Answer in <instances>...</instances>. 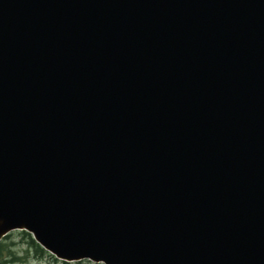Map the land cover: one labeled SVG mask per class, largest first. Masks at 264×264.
I'll return each mask as SVG.
<instances>
[{"label":"water","instance_id":"1","mask_svg":"<svg viewBox=\"0 0 264 264\" xmlns=\"http://www.w3.org/2000/svg\"><path fill=\"white\" fill-rule=\"evenodd\" d=\"M66 261L264 264V0H0V239Z\"/></svg>","mask_w":264,"mask_h":264},{"label":"rangeland","instance_id":"2","mask_svg":"<svg viewBox=\"0 0 264 264\" xmlns=\"http://www.w3.org/2000/svg\"><path fill=\"white\" fill-rule=\"evenodd\" d=\"M0 241H2V243L9 244L8 248L12 249L13 252V254L9 256H5L9 254L8 251L0 253L2 254L0 255V264H64L62 260L57 259L53 254L46 250L45 253L38 255L35 245L30 242V238H28L22 230H13L7 237H4L3 240ZM67 264L104 263H96L86 259L81 261H71Z\"/></svg>","mask_w":264,"mask_h":264},{"label":"trees","instance_id":"3","mask_svg":"<svg viewBox=\"0 0 264 264\" xmlns=\"http://www.w3.org/2000/svg\"><path fill=\"white\" fill-rule=\"evenodd\" d=\"M24 234H25L28 238H30V242H31L33 245H35V247H36V252H37L38 255H41V254L45 253V250L42 249V248H41V247H40V246L34 241V239L31 237V235H30L29 233H27V232L24 231ZM8 245H9V244H5V243H2V241H0V253L5 252V251H8V252H9V254H8V255H5V256H9V255H12V254H13L12 249H9V248H8ZM0 255H2V254H0ZM64 264H67V263H64Z\"/></svg>","mask_w":264,"mask_h":264}]
</instances>
